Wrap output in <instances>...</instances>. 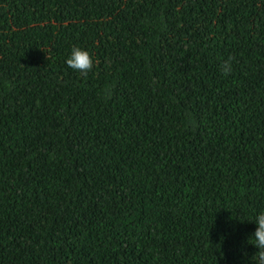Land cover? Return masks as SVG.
<instances>
[{"label":"trees","instance_id":"obj_1","mask_svg":"<svg viewBox=\"0 0 264 264\" xmlns=\"http://www.w3.org/2000/svg\"><path fill=\"white\" fill-rule=\"evenodd\" d=\"M261 211L264 0H0V264H250Z\"/></svg>","mask_w":264,"mask_h":264},{"label":"clouds","instance_id":"obj_2","mask_svg":"<svg viewBox=\"0 0 264 264\" xmlns=\"http://www.w3.org/2000/svg\"><path fill=\"white\" fill-rule=\"evenodd\" d=\"M65 63L73 71L87 74L92 70L94 61L88 51L74 46ZM221 70L224 74H229L232 70L230 61L224 62ZM251 223H253L256 228L249 239V241H251L249 244L257 249V251L250 258V264H264V211L255 215Z\"/></svg>","mask_w":264,"mask_h":264}]
</instances>
